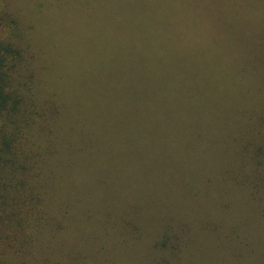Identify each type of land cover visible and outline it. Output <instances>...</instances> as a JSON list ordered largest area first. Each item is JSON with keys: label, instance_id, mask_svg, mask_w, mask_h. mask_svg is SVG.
I'll list each match as a JSON object with an SVG mask.
<instances>
[{"label": "rangeland", "instance_id": "rangeland-1", "mask_svg": "<svg viewBox=\"0 0 264 264\" xmlns=\"http://www.w3.org/2000/svg\"><path fill=\"white\" fill-rule=\"evenodd\" d=\"M231 1L217 7L199 6L197 11L205 19L196 18V33H191L203 35L208 47L205 53L211 54L221 95L217 111L155 115L162 126L143 131L137 127L136 112L122 109L128 101L118 99L120 111L116 104L99 120L101 142L79 159L65 153L49 168L50 181L60 192L86 202L77 214L86 221L92 218L98 226L100 238L94 245L105 250L88 255L85 264H264V189L262 199L251 198L261 170L255 150L260 141L258 119L264 115V80L258 77L264 72V4H260L264 0ZM133 2L139 6L138 0H77L73 12L64 13L72 21L62 22L61 32L54 22L47 25L44 18L28 10L36 27L31 41L39 53L37 66L51 68L61 61L63 83H68L75 54L82 57L86 52L88 62L77 60L82 68L91 64L85 80L81 74L85 86L100 84L103 89L106 83H125L122 92H133L137 61L128 69L121 63L128 52L136 53L134 40H144L141 33L133 32V25V33L124 36L122 11ZM23 5L25 9L34 6L32 2ZM111 9L113 15H106ZM85 10L86 22L80 21ZM225 12L228 19L221 17ZM171 22L177 27L192 25L184 19ZM152 34V43L168 45L165 35L155 30ZM162 48L168 65L171 54ZM191 48L195 51L192 62H185L182 53L175 57L176 66H193L184 70L185 75L209 63L201 55L202 48ZM141 51L151 68L159 65L148 43ZM109 63L113 68L105 77ZM165 80L164 94L170 95L175 87L179 107L183 106L191 87L171 72ZM131 226L140 230L142 240L123 246L120 237ZM72 230L68 235L77 236L79 229ZM106 231L108 235H102ZM168 231H175L181 240Z\"/></svg>", "mask_w": 264, "mask_h": 264}, {"label": "trees", "instance_id": "trees-1", "mask_svg": "<svg viewBox=\"0 0 264 264\" xmlns=\"http://www.w3.org/2000/svg\"><path fill=\"white\" fill-rule=\"evenodd\" d=\"M76 1L27 0L25 3L32 2L34 6L25 9L23 0H0V264H85L88 255L95 256L105 250L104 246L94 245L100 238L94 220L86 221L77 214V209L86 205L84 199L73 200L70 194L60 192L50 181L49 168L67 152L79 159L86 151L93 150L102 140L98 135L101 131L99 120L112 112L114 105L118 104L119 110L118 99L128 101V106L122 109L134 110L137 127L147 131L162 126L160 120L154 119L155 115L163 117V114L177 110L189 116L208 112L211 108L217 111L221 98L211 54L205 53L208 47L204 37L191 33H196L193 30L196 18L200 22L205 19L197 11L199 6L217 7L223 2L227 5L231 0H138L139 6L135 2L126 4L122 11L125 17L121 16L125 38L127 34L137 32L141 33L140 39H144L142 43L135 39L132 49H136V53L128 52L121 62L128 69L133 61H137L136 89L128 94L121 90L125 83H106L103 89L100 84L86 83L85 86L81 74L85 80L91 64L82 68L79 66L81 61L77 60L84 58L88 62L86 52L82 57L75 54L68 83H63L65 74L61 61L56 65L53 63L51 68L37 66L39 53L31 41L36 27L29 19L30 15L34 13L44 18L47 25L54 22L57 31L61 32L64 29L62 22L72 21L64 13L73 12ZM28 10L33 13H27ZM86 12L80 21L86 22ZM227 13L220 16L228 19ZM109 14L113 15L112 9L111 12L107 10L106 15ZM174 19H184L192 25L177 27L171 22ZM132 25L136 29L133 30ZM154 30L168 40V45L162 46L171 54L168 65L164 49L157 41L152 43L150 40ZM88 41L87 38L86 44ZM147 43L153 47L150 54L159 63L153 68L145 62L143 51L139 52ZM191 47L202 48L204 53L201 55L209 63L200 70L190 69L189 75H185L184 70L193 66H176L175 57L182 53L186 55L185 62H192L195 51ZM112 68L109 63L105 77ZM169 72L191 87L181 107L175 87L171 88L170 95L163 92ZM261 76L264 80V72L258 77ZM124 79L128 80L127 77ZM184 106L189 112L183 109ZM258 126L260 141L257 140L255 157L261 170L257 189L251 192V198L256 200L262 199L260 191L264 189V115L259 116ZM72 228L79 229L77 236L68 235ZM168 232L181 240L175 231ZM102 235H108V231ZM141 236L140 230L131 226L127 234L120 237L119 243L123 246L128 242L139 243Z\"/></svg>", "mask_w": 264, "mask_h": 264}]
</instances>
